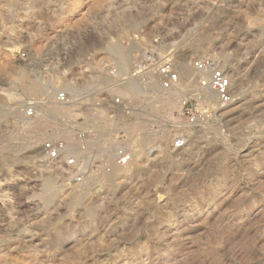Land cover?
I'll use <instances>...</instances> for the list:
<instances>
[{
	"label": "rangeland",
	"instance_id": "374dc122",
	"mask_svg": "<svg viewBox=\"0 0 264 264\" xmlns=\"http://www.w3.org/2000/svg\"><path fill=\"white\" fill-rule=\"evenodd\" d=\"M206 55L232 103L196 83L191 62ZM164 58L180 75L171 91L153 67L132 76ZM36 81L39 97L26 92ZM116 92L123 112L106 105ZM121 139L140 159L110 181ZM46 140L76 166L47 161ZM0 264H264V0H0Z\"/></svg>",
	"mask_w": 264,
	"mask_h": 264
},
{
	"label": "built area",
	"instance_id": "2783aa9c",
	"mask_svg": "<svg viewBox=\"0 0 264 264\" xmlns=\"http://www.w3.org/2000/svg\"><path fill=\"white\" fill-rule=\"evenodd\" d=\"M20 58L26 61L28 59V55L22 53ZM149 62L150 64L146 65L145 67L142 66L143 69L138 68L137 71H135V74L132 76H135L140 81L145 82V71L146 73H150L153 70L149 71V69L150 67H153V69H155V76L157 77L159 86L162 90L171 91L179 85V74L175 70V66L169 58L161 59L159 63H156L155 60H149ZM191 68L193 69L196 83L202 90L206 91L207 93H212L220 106L232 103V101L235 99L232 83L229 75L219 65V63H217L210 56L206 55L194 59L191 62ZM107 72L108 77L123 81L117 66L108 68ZM53 100L56 104H66L68 103V96L64 91H60L53 97ZM105 102L108 107L119 112H123L127 107V100L121 92H116L113 95H110L108 99L105 100ZM39 106V99H28L26 101L24 117L28 120L34 118ZM188 122L190 124L194 123L193 115L190 116ZM82 137V134H78V138ZM125 145H127V143L125 140L121 139L112 154L111 162L119 167H128L132 160L131 152ZM170 145H172L174 149H180L184 145H187V137L183 134L178 135L172 139ZM41 153L47 161L60 162L64 160L65 165L69 168L75 167L77 164L75 155L67 152L65 143L61 140L43 141L41 144Z\"/></svg>",
	"mask_w": 264,
	"mask_h": 264
},
{
	"label": "bare ground",
	"instance_id": "6f19581e",
	"mask_svg": "<svg viewBox=\"0 0 264 264\" xmlns=\"http://www.w3.org/2000/svg\"><path fill=\"white\" fill-rule=\"evenodd\" d=\"M207 32H205V34H206ZM205 35L204 34H200V40L202 39V37H204ZM203 41V40H202ZM201 42V41H200ZM128 54V53H127ZM125 56V55H124ZM123 56V57H124ZM130 56V55H129ZM180 68L182 69V71H183V73H185V74H188V69L186 68V65L184 64V63H181L180 64ZM180 76V75H179ZM231 80V83H232V79H230ZM93 81L94 80H91V81H88V82H85L84 84L85 85H91L92 86V83H93ZM235 83V82H234ZM238 84V83H237ZM84 85V86H85ZM45 86V85H44ZM84 86H82V87H84ZM43 87V85H42V83H40V82H33L30 86H28V87H26V92L27 93H29V95H32V96H34V97H39L40 96V93H41V91L42 90H44V91H46V89L45 88H42ZM236 87H238V86H236ZM211 95H213L212 93H210ZM248 102V101H247ZM242 103V102H241ZM242 106V105H241ZM244 108V107H243ZM151 109V108H150ZM231 110H233V108L231 109ZM10 111H12V110H10ZM14 111V110H13ZM152 111V110H151ZM229 112V111H228ZM235 112V111H234ZM233 112V113H234ZM9 114V113H8ZM5 115V114H4ZM11 115H12V118H11ZM231 115V114H230ZM16 117V115H14L13 116V113H11L9 116H8V118L10 119V120H13L14 118ZM36 118V117H35ZM12 123H13V121H11ZM125 126H126V129L128 130V131H130V132H133L134 131V126H136V125H134L133 126V123L132 124H130V123H126L125 124ZM136 129V128H135ZM139 145H141V144H139ZM128 148V147H127ZM96 149V148H95ZM131 149V148H130ZM142 149V148H141ZM96 151V150H95ZM140 151H138L137 152V154L136 155H140V154H138ZM142 152V151H141ZM96 153H97V151H96ZM134 153V152H133ZM212 156V155H211ZM137 158H139V156H135V155H133L132 154V160H131V163H130V165H133V164H135V160L137 159ZM140 159V158H139ZM138 159V160H139ZM218 160V159H217ZM141 161V160H140ZM113 163V162H112ZM129 165V166H130ZM218 165V164H217ZM253 165H256V163L254 162L253 163ZM132 167V166H131ZM137 166H134L133 168H136ZM162 167V166H161ZM135 171H137V170H135ZM149 172V171H148ZM137 174H140L139 172L138 173H136V175ZM143 174V173H142ZM148 174V173H147ZM151 175H153V174H151ZM109 176H110V178L108 177V179L111 181H114V180H117V179H120V178H126V177H129V176H133V174H132V170L131 169H129V167L128 168H122V167H119V166H117V165H115L114 163H113V165H112V170H111V172H110V174H109ZM160 176V175H159ZM158 177V176H157ZM152 178V177H151ZM154 179V178H153ZM157 179V178H156ZM158 181V179L156 180V182ZM96 190V189H95ZM88 191H90V190H88ZM86 192V191H85ZM84 192V193H85ZM91 192H92V190H91ZM96 192V191H95ZM81 193H83V192H81ZM87 194H88V192H86ZM85 193V195L87 196V194ZM75 195V194H74ZM80 195V194H79ZM94 195V194H93ZM95 196V195H94ZM89 197V196H88ZM88 199V198H87ZM86 199V200H87ZM90 199V198H89ZM83 200V199H82ZM78 202H79V200L78 201H73V204L75 205V204H78ZM86 202V201H85ZM88 202V201H87ZM72 203V202H71ZM81 204H82V202H81ZM76 207H77V205H75ZM79 206V205H78ZM75 211V210H74ZM88 211V210H87ZM86 211V212H87ZM90 211V210H89ZM92 212V211H91ZM93 215H94V212L92 213ZM91 215V214H90ZM88 216V215H87ZM168 218V217H167ZM166 219V218H165ZM249 221V220H248ZM243 223V222H242ZM247 223H244V224H241V225H238L237 226V229L234 231V233L231 235V237H229L228 239H229V243H231V242H233L234 240H236L237 238H239V237H241V236H244V234L246 233V230L248 229L247 228ZM103 226V225H102ZM100 231V230H99ZM102 231V230H101ZM104 231V230H103ZM221 234V233H220ZM87 243H89V240L87 241ZM87 243L85 244V245H87ZM81 255V254H80ZM212 258L214 259V260H217L218 258H219V253L218 252H214V253H212Z\"/></svg>",
	"mask_w": 264,
	"mask_h": 264
}]
</instances>
